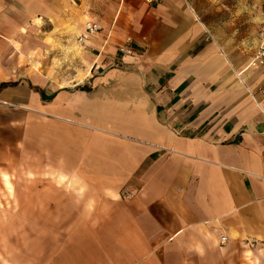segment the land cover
<instances>
[{"label": "crops", "instance_id": "crops-1", "mask_svg": "<svg viewBox=\"0 0 264 264\" xmlns=\"http://www.w3.org/2000/svg\"><path fill=\"white\" fill-rule=\"evenodd\" d=\"M211 28L192 0H0V264H264L258 31L246 59Z\"/></svg>", "mask_w": 264, "mask_h": 264}, {"label": "rangeland", "instance_id": "rangeland-1", "mask_svg": "<svg viewBox=\"0 0 264 264\" xmlns=\"http://www.w3.org/2000/svg\"><path fill=\"white\" fill-rule=\"evenodd\" d=\"M202 13L211 21V30L235 48V54L241 53L240 47L245 46V57L253 54L255 36L264 19V0H192ZM249 46V47H248ZM238 55H235L238 57ZM64 74V73H62ZM15 181V178H14ZM18 186L14 183H0V195L5 189L4 196L9 199H0V208L18 207V200L14 199ZM4 219V216H0ZM17 217L6 216L7 223H13ZM17 222V221H16Z\"/></svg>", "mask_w": 264, "mask_h": 264}, {"label": "built area", "instance_id": "built-area-1", "mask_svg": "<svg viewBox=\"0 0 264 264\" xmlns=\"http://www.w3.org/2000/svg\"><path fill=\"white\" fill-rule=\"evenodd\" d=\"M160 0H145L148 4H155L159 2ZM102 30V27L99 23L94 21H89L86 23L85 31L84 33L79 37L80 41H86L90 37L96 35ZM258 40H259V48L256 52V55L252 59L250 65L252 67H261L264 66V21L261 23L259 31H258ZM131 42L130 39L127 40V42L120 46V51H122L125 54H132L133 50L128 46ZM98 68V65H96ZM259 93H261L264 96V84L259 89ZM226 237L222 238V241H225Z\"/></svg>", "mask_w": 264, "mask_h": 264}, {"label": "trees", "instance_id": "trees-1", "mask_svg": "<svg viewBox=\"0 0 264 264\" xmlns=\"http://www.w3.org/2000/svg\"><path fill=\"white\" fill-rule=\"evenodd\" d=\"M10 83H3L2 86H8Z\"/></svg>", "mask_w": 264, "mask_h": 264}]
</instances>
